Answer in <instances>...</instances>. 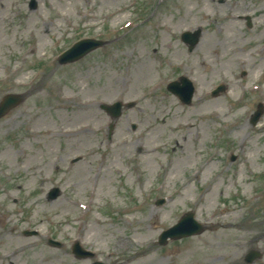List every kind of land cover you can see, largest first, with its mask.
I'll use <instances>...</instances> for the list:
<instances>
[{
    "label": "rangeland",
    "instance_id": "obj_1",
    "mask_svg": "<svg viewBox=\"0 0 264 264\" xmlns=\"http://www.w3.org/2000/svg\"><path fill=\"white\" fill-rule=\"evenodd\" d=\"M29 1L0 10V100L24 96L0 118V264H264V112L250 123L264 103V0ZM196 29L190 51L180 35ZM84 37L106 44L60 64ZM180 74L190 105L166 89ZM117 100L136 104L108 140L99 106ZM188 210L205 231L159 244ZM75 240L95 257L77 259ZM251 249L262 255L247 263Z\"/></svg>",
    "mask_w": 264,
    "mask_h": 264
},
{
    "label": "water",
    "instance_id": "obj_2",
    "mask_svg": "<svg viewBox=\"0 0 264 264\" xmlns=\"http://www.w3.org/2000/svg\"><path fill=\"white\" fill-rule=\"evenodd\" d=\"M199 31H197L194 35H188L186 34V37H190L193 38V40L197 39ZM99 43H88V42H83L81 44L76 45L73 49H71L69 52H67L64 56H63V60L62 61H67V60H75L77 59L79 56H81L83 53L87 52L88 50L96 47ZM177 83H172L171 87H174ZM191 95H192V89H190L187 93V98L186 100L189 101L191 99ZM20 101V97L19 96H14V95H8L5 97L4 101L2 102V104L0 105V115H3L10 107L16 105L18 102ZM119 107V103L116 104L115 106H111V107H107L109 109L114 110L115 107ZM116 107V108H117ZM260 112H258L259 114ZM56 191H54V193L52 194L53 196H55ZM203 230L202 226L200 224H198L193 218H192V214L188 213L185 217H183L181 219V221L175 225L174 227L166 230L165 232H163V234L160 237V243H165L167 241L168 237H172V238H179L181 236H185V235H190L193 233H199ZM58 245V244H57ZM78 256L84 257L89 253H86L82 248H80L78 245H75L74 250H73ZM258 253H251L248 256V261L252 260V258L254 256H256ZM95 264H100V263H95Z\"/></svg>",
    "mask_w": 264,
    "mask_h": 264
},
{
    "label": "bare ground",
    "instance_id": "obj_3",
    "mask_svg": "<svg viewBox=\"0 0 264 264\" xmlns=\"http://www.w3.org/2000/svg\"><path fill=\"white\" fill-rule=\"evenodd\" d=\"M7 7H8V5H7V0H0V10H2V11H5V10H7ZM206 167V166H205ZM205 167L203 168V169H205ZM216 185V184H215ZM211 189V190H210ZM207 190H210V193H212L213 191H214V189H213V187H211V188H207ZM227 210V208H225L223 211H226ZM232 226H235L234 224H232ZM219 227V230H218V234H221L222 233V230H223V228L224 227H222V226H218ZM236 227V226H235ZM142 237L143 236H146V233L144 234H142L141 235ZM132 242H137L136 240H132ZM205 244L208 246V248L210 249V248H213L214 247V241L213 240H211L210 238H207L206 239V242H205ZM183 254H179V256L181 257ZM137 256H138V254H137ZM137 256H134V257H130V259H128L126 262H124V263H122V264H131L133 261H135L136 260V263L137 262H140V258L141 257H143V256H147V253H141V257H139V258H136ZM148 258H150V257H148ZM148 258H146V260L148 259ZM217 257H212V260H211V256L210 255H208L207 256V258L205 259V261L202 263V264H211V263H213L214 262V260L216 259ZM145 260V261H146ZM150 261V260H149ZM148 261V262H149Z\"/></svg>",
    "mask_w": 264,
    "mask_h": 264
}]
</instances>
